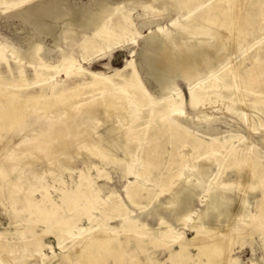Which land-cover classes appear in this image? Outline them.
<instances>
[{
  "label": "bare ground",
  "instance_id": "6f19581e",
  "mask_svg": "<svg viewBox=\"0 0 264 264\" xmlns=\"http://www.w3.org/2000/svg\"><path fill=\"white\" fill-rule=\"evenodd\" d=\"M29 1L31 0H14L10 5L17 6ZM67 1L48 0L35 4L25 10L28 16L26 20L35 24L39 35L43 37L53 35L56 42L66 40L72 33L85 39L89 33L92 38L112 42L116 38L119 39L118 31L123 33L130 31L129 13L124 7H120L129 0H90L89 3L73 0L75 3L65 11ZM258 10L262 11L261 24L264 25V0H216L214 6L207 7L197 25L180 27L181 30L175 37L187 39L186 42L170 44L169 41L174 36L160 27L146 36L142 65L157 84L158 93L162 96L166 91L173 90L172 84L175 79L186 77L191 92L190 105L194 110H199L213 99L228 102L229 110L239 114L242 121L250 129L255 130L251 117L240 113L238 105L261 108L264 112V63L251 70L244 90L240 87L233 90L232 85H227L228 88L224 92L220 91L221 80L233 76L232 73H226L196 94L191 91L190 77L221 65L225 53L214 54L210 46L199 47L188 40L194 35L213 37V32H205L203 28V24L209 23L225 29L228 33L226 38L222 39L221 48L230 47L232 35H236L241 41L239 51H242L251 37L247 23L255 19ZM65 17L68 18V23L58 35H54L59 28V21ZM42 46H34L31 54L39 55ZM49 51L48 57L52 59L55 50ZM105 53L101 49L95 51L98 56ZM84 59L90 60L86 57ZM0 60L7 62L2 50ZM60 68H63L62 75L66 78L73 75L83 76L80 79L82 83H74L63 89H59L57 83L51 85L54 77L61 74ZM116 77L120 78L118 82L115 81ZM30 86H38L41 91L37 94L23 93ZM50 87L52 95L48 96L46 90ZM85 97L90 99L84 102L82 98ZM154 101L133 60H129L123 68L116 69L113 74L107 75L83 70L71 57L63 55L58 65L42 63L35 70V81L31 84L24 79L21 72L18 82H4L0 79V130L9 128L15 129L14 133H21L28 117H34L35 111L37 114L40 113L35 117H41L44 121V124H41L45 127V132L38 136L37 141L31 137L18 145L21 155L42 151L50 138L61 135L66 126L76 120V116L71 118L67 116L83 106L91 105L92 110L101 105L106 113L124 112L127 118L133 119L130 135L139 139L140 146L138 148L127 146L120 139L113 144L116 150L122 152L125 159L129 158L126 169L123 168L125 159L113 156L112 158L120 165L125 177L142 178V181H130L126 187L127 195L132 204L139 207L141 215L154 205L156 216L147 218L151 217L159 224V234L155 235L146 223L127 213L122 201L107 204L101 199L100 191L93 190L90 183L76 187L72 193L60 189L61 205L46 194L40 202L34 203L29 211L30 218L25 220L28 226L47 227L41 234L28 238L27 231H17L16 234L21 239V243L18 244L8 240L5 234L0 232V251L7 252L12 259V262L0 259V264H27L25 257L17 258L16 253H26V257L38 258L41 264H51L54 257L47 255L44 241L50 234L57 236V247L66 252L58 260V264H111V261L113 264H165L153 261V253H148L146 262L139 261L136 248L146 253L150 246L154 250L167 251L170 255L168 258L170 264L237 262L233 258V253L237 244L235 239L241 235V229L238 228L239 235L232 233L231 236L224 231L225 228L228 230L232 227L231 219L234 217L243 221L248 219L250 224L246 226L249 227L261 228L264 225V194L262 198L257 199L255 212H249L251 203L248 195L251 194L256 199L257 193L264 188V169L258 165L261 157L257 149L250 146L243 149V138L240 137H237L240 142L238 146L233 144V138L224 140L212 138L211 142L203 141L181 125L189 123V117H186L180 104L176 105L175 101H169L163 106L155 104ZM31 106L38 108V111L31 110ZM212 132H215V129L211 128L208 134ZM80 133L76 132L77 135ZM169 146L174 149L170 153L167 151ZM104 151L94 155L108 159L111 154ZM240 152L243 153L241 158ZM166 154H169V159L164 161ZM191 161L192 164H189ZM161 166L166 168V176L158 175ZM230 168L236 170V178L223 179L222 176ZM97 170L98 178L107 176L98 168ZM185 175L187 176L184 177ZM153 176H158L159 192L145 186V182ZM183 177L182 184H178L174 189L176 182ZM212 178L215 179L214 185L206 186ZM200 192L207 193L208 198L205 200V196ZM231 192H237V201L229 197ZM197 202L201 203L199 210L195 209ZM61 211L63 214L69 212L70 216H60ZM95 213L99 216H94ZM194 213L197 215L196 220L192 218ZM75 219L78 222L87 220L89 226L82 227L77 232L73 227ZM117 221L119 226L111 228L110 224ZM180 227H187L194 233V237L187 239ZM244 229L242 228L243 231ZM122 235L125 237L121 238ZM68 241L72 244L68 245ZM132 241L136 248L133 247ZM48 249L55 256L53 247L49 246ZM191 249H195L197 254L193 255Z\"/></svg>",
  "mask_w": 264,
  "mask_h": 264
},
{
  "label": "rangeland",
  "instance_id": "374dc122",
  "mask_svg": "<svg viewBox=\"0 0 264 264\" xmlns=\"http://www.w3.org/2000/svg\"><path fill=\"white\" fill-rule=\"evenodd\" d=\"M11 1L14 0H0V52L2 50L7 59V62L0 60V79L2 81L18 82L21 72L24 79L31 84L35 81V70L42 63L58 65L62 61L63 55L71 57L74 62L80 64L83 70L107 75L113 74L116 69L123 68L129 60H133L145 87L155 100V104L165 106L167 102L175 101L176 105L180 104L182 106L187 115L186 117H189V123H181V125L186 127L191 134L206 142H211L212 138L220 140L233 138L232 142L236 146L240 143L237 137L243 138V149L246 146L256 148L261 157L258 165L261 169H264V112L261 108L238 105L241 110L239 111L240 113H245L251 117L255 130L250 129L242 121L239 114L229 110L228 102L225 103L215 99L216 102L213 99L212 102H207L199 110H194L190 105L191 92L189 90V80L186 77L176 78L174 84H172L173 90H168L161 96L158 93L157 84L147 74L146 68L142 65V55L145 47L144 38L146 36L154 33L160 27L174 36L169 41L170 44L186 42L187 39L175 37L176 33L181 30L180 27L182 25H197L201 16L205 14L207 7L214 6L216 0H150V2L129 0L120 5V7H124L129 13L131 19L130 31L124 33L118 31L119 39L116 38L112 42L92 38L89 33L87 34V39L72 33L68 35L66 40L61 42H56L53 35L43 37L36 32L35 24L26 20L28 16L25 10L48 0H31L17 6L10 5ZM78 2L89 3L90 0H78ZM73 3H75L73 0H68L64 10H69ZM262 15V11H256L255 19L251 23H247L251 37L248 45L244 46L245 48L243 47L244 50L242 51H239L241 41L236 35H232V45L230 47L223 46L221 48L222 39L226 38L228 33L225 29L209 23L203 24V28L205 32H213V37L194 35L193 38L188 40L199 47L210 46L214 54L225 53L221 65H216L210 71L205 70V72H199L190 77L191 91L199 94L205 90L206 85L222 78L226 73H232L233 76L230 79L221 80L220 91L224 92L228 88L226 87L227 85H232L233 90L237 87L244 90L246 79L250 75L251 70L255 66L264 63V25L261 24ZM68 21L67 17L60 20L58 23L59 28L54 35H58ZM36 45H43L42 51L37 56H35V53L31 54L32 48ZM50 49L55 50L52 59L48 57ZM99 49L106 53L100 56L96 55L95 51ZM44 52L45 54H43ZM84 57L90 60H85ZM59 71L61 74L54 77L51 85L57 83L58 88L63 89L74 83H82L80 79L83 76L73 75L70 78H66L62 75L63 68H60ZM68 71L70 72L71 70ZM86 80L89 81V78L86 77ZM119 80V77L115 78L116 82ZM44 88L46 89L47 85ZM26 90L23 93L37 94L41 91V88L30 86ZM46 91L48 96L52 95L51 87ZM89 99L90 97L82 98L84 102ZM90 107L91 105L83 106L79 110L70 113L67 118L76 116V120L66 126L61 135L50 138L44 144L42 151H36L33 154L21 155L18 145L31 137L37 141L38 136L45 132L44 121L41 117H35L36 111L33 114L34 117H28L26 126L21 133H14L16 130L9 128L0 130V232L4 233L8 240L20 244L21 239L16 234L17 231H27L26 235L28 238L41 234L47 227L43 225L28 226L25 223V220L31 216L29 211L34 203L40 202L42 197L47 194L57 204L61 205L60 189H65L68 193H72L76 190V187H82L84 183H90L93 190L100 191L101 199L109 205H112L115 201H122L130 216L139 219L142 223H146L155 235L159 234L158 222L151 217L147 218V216H156L154 205L150 206L144 215H141L139 207L133 205L127 195L126 187L131 182L142 181V178L136 176L125 177L120 165H117L112 158L113 156L114 158L125 159L122 152L113 147V144L118 139L127 146L136 148L140 146L141 142L139 139L130 135V126L133 119L127 118V114L124 112L106 113L101 105L96 106L97 109L93 108L92 110ZM30 109H37L38 111V108L33 106ZM28 113L31 114L30 111ZM113 127H115L114 130L109 132ZM211 128L215 129V132L208 134ZM77 131L81 133L77 135ZM130 143H133V145ZM104 150L108 151V153L110 152L109 155L111 154L108 159H102L94 155L97 152H105ZM173 150V147H167L168 153ZM242 155L243 153L240 152L239 157L241 158ZM168 159L169 154H166L164 161ZM192 161L189 164H192ZM128 162L129 158L123 161L124 169L128 168L126 166ZM97 168L107 176L98 178L99 172ZM157 173L159 176H166L167 170L164 166H161ZM185 173L187 174V172ZM235 173V169H227L222 178L231 177L235 179ZM184 177L176 182L174 189L177 188L178 184H182ZM157 179L158 176H153L152 179L145 182V186L148 189H154L159 192ZM214 183L215 179L212 178L209 183H206V186H212ZM200 194L205 196V200L208 198L207 193L200 192ZM263 194L264 188L257 193L256 199L251 194L248 195L251 203L249 212H255L256 201L258 198H262ZM229 197L235 201L238 200L237 192L229 193ZM204 204L205 202L202 205ZM196 205L195 209L199 210L201 203L197 202ZM196 213L192 215L193 220H196ZM232 213L234 214V209ZM60 216H70V214L69 212H64L63 214L61 211ZM94 216H99V214L95 213ZM74 223L73 227L77 232L80 228L89 226L87 220L78 222L75 219ZM249 224L250 221L248 219L243 221L234 217L231 219L232 227L228 230L224 229L229 236L232 233L239 235L241 232V235L243 234L242 237L239 235L235 239L237 244L234 247L233 258L237 262L233 264H264V225L261 228L246 226ZM110 226L111 228L118 227L119 221L110 224ZM239 227L241 229L240 232H238ZM180 228L187 239L194 237V233L190 232L187 227ZM124 237L122 235L121 238ZM44 241L47 255L54 257L51 264H58V260L66 252L57 247V236L50 234L45 237ZM67 244L71 245L72 243L68 241ZM134 244V241H132L133 247ZM49 246L53 247L55 256L48 249ZM149 248L150 250L146 253H142L136 248L137 253H139V261L142 263L146 262L149 256L148 253H153V261L170 264L168 261L170 255L167 251L154 250L152 246ZM191 253L193 255L197 254L195 249H191ZM25 254L16 253V257H25L27 264H41L38 258L26 257ZM0 259L12 262L7 252L0 251ZM111 264H113L112 261Z\"/></svg>",
  "mask_w": 264,
  "mask_h": 264
}]
</instances>
